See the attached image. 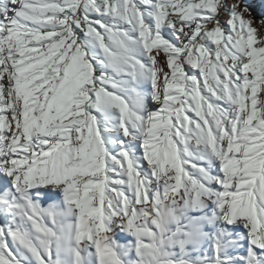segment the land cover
Segmentation results:
<instances>
[{
    "label": "snow or ice",
    "instance_id": "obj_1",
    "mask_svg": "<svg viewBox=\"0 0 264 264\" xmlns=\"http://www.w3.org/2000/svg\"><path fill=\"white\" fill-rule=\"evenodd\" d=\"M0 0V264H264V0Z\"/></svg>",
    "mask_w": 264,
    "mask_h": 264
},
{
    "label": "rangeland",
    "instance_id": "obj_2",
    "mask_svg": "<svg viewBox=\"0 0 264 264\" xmlns=\"http://www.w3.org/2000/svg\"><path fill=\"white\" fill-rule=\"evenodd\" d=\"M259 7H260L259 0H257V3L254 5V10L258 12Z\"/></svg>",
    "mask_w": 264,
    "mask_h": 264
}]
</instances>
